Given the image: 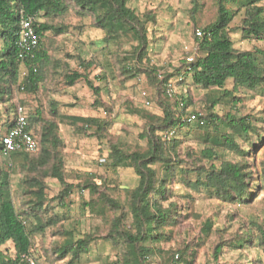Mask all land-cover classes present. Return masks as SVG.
Instances as JSON below:
<instances>
[{
    "label": "rangeland",
    "instance_id": "374dc122",
    "mask_svg": "<svg viewBox=\"0 0 264 264\" xmlns=\"http://www.w3.org/2000/svg\"><path fill=\"white\" fill-rule=\"evenodd\" d=\"M197 3L199 9L191 14V0H129V6H135L138 15L153 17V21L145 25L150 61L143 64L138 62V69L143 71L152 65L161 75L175 73L184 58L194 53L193 29L203 28L216 17V0H197ZM261 5L264 6V0ZM237 7L231 5L230 9L235 12ZM242 14V10L235 14L230 25L234 30L229 35L234 49L264 50V40L242 39L236 30ZM60 22L67 25L68 32L45 43L51 60L55 59L66 64L69 70H79L86 75L92 85L99 88L98 95L94 96L83 80L67 87L62 77L65 68L60 64L57 69L47 67L44 72L46 81L39 84L35 94H27L18 85L14 86L7 100L0 102V112L10 119L14 117L17 105H21L29 116L34 117L38 111L41 120L32 125L37 141L41 122L52 121L62 142L58 148L63 159L62 173L65 183L71 186V193L61 198L63 186L50 177L41 179L42 168L36 173H29L16 164L10 170V159L2 152L0 169L10 173L12 201L16 209L23 207L29 199L23 191L27 176L43 181L44 208L41 218L44 223L53 219V223L44 232L31 236L32 255L37 264H66L69 257L59 259L58 250L88 234L94 236V240L77 264H113L122 258L123 243L121 240L104 241L102 237L109 232L111 221L118 215L123 217L122 231H133L132 219L125 206L126 191L135 188L138 179L132 169L110 168L106 157L112 146L125 153L146 151L145 132L152 123L162 118L159 103L165 99L149 84L146 75L131 78L121 73L119 67L131 62L121 64V60L134 56L138 45L132 34H120L117 40L104 46L102 40L106 32L92 28L89 18L79 20L68 14L64 20L53 21V24L59 25ZM82 25L83 28H80ZM77 56L92 62L91 68L86 71L80 68L79 61L74 58ZM186 81L190 84L191 102L187 111H197L203 116L213 112L220 119H224L228 113L247 117L246 122L255 132H250L246 138H235L244 155L217 146V134L211 126L180 127L169 143L164 142L167 158L176 164L178 171L168 185L170 194L162 205L164 208L175 205V221L172 217L162 227L164 240L159 243L146 242V245L164 252L153 256L155 264H165L167 255L178 251L183 253L179 264H264V86L253 90H233V82L228 80L224 89L239 99L234 108L231 99L222 96L223 90L208 91L193 86L190 75H187ZM177 91L180 98L183 89L178 86ZM142 92L146 93L147 99L150 98V107L144 105ZM218 98L219 104L210 110V102ZM164 102L172 104L173 100L166 99ZM53 108L60 114L98 118L102 125L105 124L104 130L95 134V129L67 122L58 116L53 118ZM179 112L182 118L184 114ZM4 117L0 121L1 133L6 129L5 125L1 126ZM220 130L225 131L223 127ZM207 148L215 151L214 159L203 158L201 152ZM37 153L29 156L35 157ZM222 161L245 165V171L249 172L247 191L250 193L246 202L222 200L201 185L197 188L187 185L196 180L198 169H207L211 164L218 166ZM152 168L159 179L164 178L159 163ZM180 169H186V173H181ZM88 183H94L98 186L96 192L105 193L123 207L117 212L109 209L98 200V193L84 188ZM206 221L211 223L210 230L204 228ZM29 222L33 223L34 220L30 219ZM246 239L251 241L244 242ZM241 243L246 248L233 247ZM218 245H223V249L215 257L214 249ZM1 250L9 257L14 256L11 243L2 246Z\"/></svg>",
    "mask_w": 264,
    "mask_h": 264
},
{
    "label": "trees",
    "instance_id": "16d2710c",
    "mask_svg": "<svg viewBox=\"0 0 264 264\" xmlns=\"http://www.w3.org/2000/svg\"><path fill=\"white\" fill-rule=\"evenodd\" d=\"M262 1L216 0L215 20L203 28L193 29V31L200 29L204 35L200 39L194 35V43L198 45V55L194 62L189 65L191 85L208 91L210 89L223 90L222 96L230 98L231 105L234 108L239 99L233 97L232 92L224 89L226 82L228 80L233 82V90L238 88L253 90L263 87L264 50L238 51L234 49L229 36L234 30L230 25L235 14L242 10L241 22L238 29H236L240 32L241 38L256 41L264 40V6L261 5ZM191 3L193 4L192 14L197 12L199 6L197 0H191ZM229 5L238 6L235 11L237 13L233 12ZM21 14L24 16H40L42 20L36 22L34 28L40 41L49 36L45 38L46 43L49 42L48 39H54V37L68 32V27L64 22H60L59 25L53 24V21L64 20L68 14H72L79 20L89 18L92 28L105 31L106 34L102 40L104 46L109 45L113 40H117L120 34H132L138 41V45L135 48L134 56L124 57L121 60V64L131 61L119 67L121 73L123 75L127 74L131 78H138L140 74L146 75L149 84L155 87L158 94L165 100L167 99L164 96L165 86L170 81L182 76L181 81L178 82V86L183 89L180 100L184 107L181 113L187 112V108H190V84L186 81L187 72L182 74L187 65L185 60L174 71L175 73L161 75L159 70L152 65H149V68L143 71L138 69V62L143 64L144 61H150L145 37V25L152 22L153 17L138 15L136 7L129 6V0H0V102L7 100L6 98L12 94V89L16 85L19 89L23 87L22 92L35 94L39 84L46 81L44 72L47 67L57 69L60 64L65 68L62 77L67 87L73 86L78 80H83L94 96L99 93V88L92 85L86 75H83L79 70H69L66 64L55 59H53L54 61L51 60V56L43 42L32 60L23 62L18 60L15 43ZM80 28H83V25ZM74 58L79 61L78 65L83 70L86 71L91 68L92 62L81 56ZM32 67L37 68L36 73L32 71ZM22 69L27 71V75L23 79L20 78ZM147 100H150V98ZM164 101L159 103L162 107V118L152 123L145 132L148 146L146 151L142 153H125L112 146L106 157L110 168L113 170L118 168L132 169L138 179L136 187L126 191L125 206L132 219L133 231H122L121 221L123 217L118 215L111 221L109 232L102 237L104 241L121 240L123 243L122 258L113 264H155L153 256L156 253H164L146 245V242L159 243L164 240L165 235L161 231L162 227L168 224L172 217L175 221V205L170 204L167 208L162 205L170 194L167 189L168 185L172 181L175 172L178 171L176 164L171 163L170 158H167V151L163 146L164 141L161 137L164 130L184 126L190 127L192 125L199 128L211 126L217 134L215 144L228 152L239 155L245 153H242L235 138L238 136L246 138L250 132H255L250 124L246 122L247 117L229 113L225 115L224 119H220L215 113L210 112L205 116L202 115L193 124L183 123L178 104L176 102L169 104ZM219 101V98L212 100L209 109L211 110L217 106ZM51 111L53 118L58 116V118L60 117L67 122L79 123L86 128L95 129V134L104 130L105 124L103 123V126L98 118L68 116L58 113L56 108L51 109ZM25 115L28 123L27 130L32 132V125L41 120L40 113L37 111L34 117L29 116L27 112ZM3 117L4 114L0 112V121ZM11 119L5 116L1 126L5 125L7 128L11 123ZM41 123L39 141L34 136L39 148L36 156L31 157L30 154L22 151L12 152L8 154L9 167L11 170L17 164L29 173H36L42 168L41 179L50 177L63 186L60 193L62 198V196L71 193V186L65 183L62 173L63 159L58 149L62 146V142L52 121H42ZM220 127H223L225 131L222 132ZM0 152H2L1 145ZM201 153L203 158L207 160L216 157L212 148L204 149ZM157 163L162 166L164 171L165 176L163 179H159L156 171L152 168ZM244 166L228 161H222L218 166L211 164L207 169H198L196 180L193 184L188 182L187 185L190 188H197L201 185L211 190L219 199L229 202L236 200L244 203L250 197V193L247 191L249 172L245 171ZM179 171L183 174L186 173V169H180ZM202 176L203 178L200 179ZM27 177L28 179L23 182L26 185L23 191L29 196V199L23 207L16 209L12 201L10 173L0 169V264H30L28 258H31L34 264H37V260L32 255L31 236L44 232L45 228L53 223V219H49L44 223L41 218L44 208L43 181L36 177ZM84 188L93 193H98L96 192L98 186L94 183H88ZM97 198L114 212L123 207L105 193L99 192ZM30 219H33L34 222H29ZM203 225L206 230H210V221H206ZM93 240L94 236L88 234L64 245L58 250V258L69 257L66 264H77L81 256L88 252ZM250 241V239H246L244 242L249 243ZM7 243L12 244L13 257H9L1 250V247ZM233 247L246 248L243 243L233 245ZM222 249L223 245L215 247V257ZM175 255H177V258H175ZM182 255L183 253L180 251L171 253L167 255L164 262H166L165 264H179Z\"/></svg>",
    "mask_w": 264,
    "mask_h": 264
},
{
    "label": "built area",
    "instance_id": "2783aa9c",
    "mask_svg": "<svg viewBox=\"0 0 264 264\" xmlns=\"http://www.w3.org/2000/svg\"><path fill=\"white\" fill-rule=\"evenodd\" d=\"M38 22V16H24L20 15L19 22V31L16 40L17 47V57L20 62L25 60H32L35 56V53L40 48V38L35 31L34 25ZM196 38L200 39L204 34L200 29L194 31ZM198 53V45H194V53L190 56L184 58L185 63L187 64L183 73L187 72V75H190L189 65L194 62L196 55ZM34 73L37 72L36 67H32ZM27 75V71L23 70L20 73V78L23 79ZM182 76L178 77L176 80L170 81L164 89V96L173 102L178 104V109L183 111V103L178 95V86L177 83L181 81ZM20 90L23 91V87H20ZM143 103L146 107L151 105L150 101L146 98V93H141ZM185 112V111H184ZM181 121L186 124H193L202 117V114L197 111H187L183 113ZM27 118L24 112V108L21 105H17L14 112V117L11 119L10 125L5 129L4 132L0 133V145L2 153L8 155L12 152H25L28 154H34L38 151V144L34 138L32 132L27 130ZM178 131V128H169L164 130L161 133L162 140L164 142H169L173 139ZM177 258V255H175ZM30 264H34V261L31 258L27 259Z\"/></svg>",
    "mask_w": 264,
    "mask_h": 264
},
{
    "label": "crops",
    "instance_id": "0c3cea01",
    "mask_svg": "<svg viewBox=\"0 0 264 264\" xmlns=\"http://www.w3.org/2000/svg\"><path fill=\"white\" fill-rule=\"evenodd\" d=\"M41 20H42V19H41L40 16L38 15V22H41ZM48 37H49V36H47V37H45V38H48ZM58 37H59V36H58ZM45 38H44V40L41 39V43H40L41 45H42L43 43H44V44L46 43V42H44V41H47V40H45ZM56 38H57V37H54V39H56ZM51 39H52V38H51ZM42 42H43V43H42ZM41 49H42V47H41ZM65 115H68V116H79V117H83V116L75 115V114H72V113H68V114H65ZM86 117H89V116H86ZM86 117H85V118H86Z\"/></svg>",
    "mask_w": 264,
    "mask_h": 264
}]
</instances>
